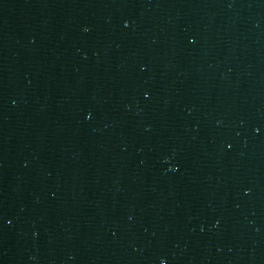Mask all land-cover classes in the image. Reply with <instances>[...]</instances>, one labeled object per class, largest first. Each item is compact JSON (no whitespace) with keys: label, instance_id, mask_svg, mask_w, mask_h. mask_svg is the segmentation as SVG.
Segmentation results:
<instances>
[{"label":"water","instance_id":"water-1","mask_svg":"<svg viewBox=\"0 0 264 264\" xmlns=\"http://www.w3.org/2000/svg\"><path fill=\"white\" fill-rule=\"evenodd\" d=\"M264 264V0H0V264Z\"/></svg>","mask_w":264,"mask_h":264},{"label":"clouds","instance_id":"clouds-1","mask_svg":"<svg viewBox=\"0 0 264 264\" xmlns=\"http://www.w3.org/2000/svg\"><path fill=\"white\" fill-rule=\"evenodd\" d=\"M161 264H163V261L161 262Z\"/></svg>","mask_w":264,"mask_h":264}]
</instances>
